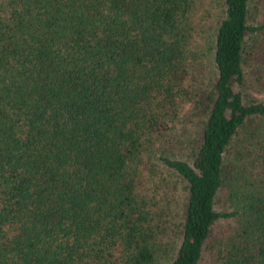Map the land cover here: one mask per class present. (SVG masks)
<instances>
[{"label": "trees", "instance_id": "16d2710c", "mask_svg": "<svg viewBox=\"0 0 264 264\" xmlns=\"http://www.w3.org/2000/svg\"><path fill=\"white\" fill-rule=\"evenodd\" d=\"M0 264H264V0H0Z\"/></svg>", "mask_w": 264, "mask_h": 264}]
</instances>
